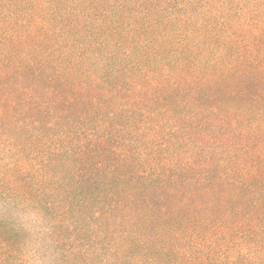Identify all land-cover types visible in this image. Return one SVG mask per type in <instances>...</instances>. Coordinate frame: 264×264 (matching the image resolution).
<instances>
[{
    "label": "trees",
    "instance_id": "trees-1",
    "mask_svg": "<svg viewBox=\"0 0 264 264\" xmlns=\"http://www.w3.org/2000/svg\"><path fill=\"white\" fill-rule=\"evenodd\" d=\"M264 264V0H0V264Z\"/></svg>",
    "mask_w": 264,
    "mask_h": 264
},
{
    "label": "clouds",
    "instance_id": "clouds-1",
    "mask_svg": "<svg viewBox=\"0 0 264 264\" xmlns=\"http://www.w3.org/2000/svg\"><path fill=\"white\" fill-rule=\"evenodd\" d=\"M21 226L24 227L29 236L19 252V264H55V254L45 245L50 244L48 237L50 226L45 224L36 212L20 215Z\"/></svg>",
    "mask_w": 264,
    "mask_h": 264
}]
</instances>
